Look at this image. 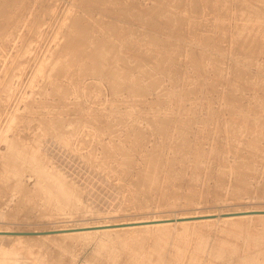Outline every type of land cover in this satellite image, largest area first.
I'll use <instances>...</instances> for the list:
<instances>
[{
	"label": "rangeland",
	"instance_id": "1",
	"mask_svg": "<svg viewBox=\"0 0 264 264\" xmlns=\"http://www.w3.org/2000/svg\"><path fill=\"white\" fill-rule=\"evenodd\" d=\"M244 207H264V0H0V229ZM177 229L0 238V264H264V224Z\"/></svg>",
	"mask_w": 264,
	"mask_h": 264
},
{
	"label": "bare ground",
	"instance_id": "2",
	"mask_svg": "<svg viewBox=\"0 0 264 264\" xmlns=\"http://www.w3.org/2000/svg\"><path fill=\"white\" fill-rule=\"evenodd\" d=\"M79 35L72 40V44H75L78 41ZM112 185H110L111 188ZM264 207L263 208H239V209H229L225 211H214L207 213H190L183 215H169V216H156L150 217V219H132V220H115L111 223L105 224H94V225H77L75 227H60L53 230H38V231H24V230H2L0 229V238L2 240L11 239L13 240H21L24 238H41L48 239H56L64 238V239H75L76 237L81 236H91V235H109L113 233H132V232H143V233H151L152 231L159 232L161 234V239H166L170 232V229L178 228L177 230H181L183 232L188 231L189 227H198V226H207L212 225L217 222L222 224V226L228 225V236L230 238H235L237 234V230L245 225V223H249L251 221H255L259 224H264ZM251 213H263V214H251ZM201 228V227H200ZM35 234V235H33ZM201 235V234H200ZM226 236V238H229ZM202 238V237H201ZM225 238V239H226ZM264 238V234L259 237H251L250 243L252 245H256L260 243V241ZM0 239V240H1ZM1 240V241H2ZM39 240V239H38ZM22 241V240H21ZM3 242V241H2ZM16 242V241H15ZM201 240L200 243H202ZM1 243V242H0ZM9 243V242H7ZM6 244V243H5ZM14 244V241H13ZM228 243H225L223 240H219V245L215 247L213 255L216 257H221L224 253V249L227 247ZM17 245V244H16ZM238 245L234 247L237 250ZM160 251V247L158 249ZM186 254V246L180 245L177 250V257H181ZM159 254L156 259H159ZM241 264H258V261L254 260V257H245V259H241Z\"/></svg>",
	"mask_w": 264,
	"mask_h": 264
},
{
	"label": "water",
	"instance_id": "3",
	"mask_svg": "<svg viewBox=\"0 0 264 264\" xmlns=\"http://www.w3.org/2000/svg\"><path fill=\"white\" fill-rule=\"evenodd\" d=\"M264 213V212H263ZM263 213H251V214H263ZM33 235H35V234H33Z\"/></svg>",
	"mask_w": 264,
	"mask_h": 264
}]
</instances>
